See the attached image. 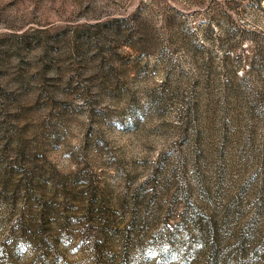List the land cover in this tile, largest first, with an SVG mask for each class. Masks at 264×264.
<instances>
[{
    "label": "rangeland",
    "instance_id": "obj_1",
    "mask_svg": "<svg viewBox=\"0 0 264 264\" xmlns=\"http://www.w3.org/2000/svg\"><path fill=\"white\" fill-rule=\"evenodd\" d=\"M0 264H264V0H0Z\"/></svg>",
    "mask_w": 264,
    "mask_h": 264
}]
</instances>
